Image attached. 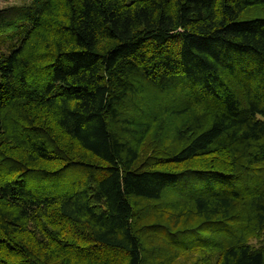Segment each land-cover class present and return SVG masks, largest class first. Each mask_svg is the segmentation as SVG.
Returning a JSON list of instances; mask_svg holds the SVG:
<instances>
[{"label": "trees", "instance_id": "1", "mask_svg": "<svg viewBox=\"0 0 264 264\" xmlns=\"http://www.w3.org/2000/svg\"><path fill=\"white\" fill-rule=\"evenodd\" d=\"M257 9H0V264H264V17L243 18ZM174 90L159 111L146 97ZM164 116L180 118L168 134ZM72 167L88 174L63 194L28 184Z\"/></svg>", "mask_w": 264, "mask_h": 264}, {"label": "rangeland", "instance_id": "2", "mask_svg": "<svg viewBox=\"0 0 264 264\" xmlns=\"http://www.w3.org/2000/svg\"><path fill=\"white\" fill-rule=\"evenodd\" d=\"M29 3L30 0H0V9L10 6L28 5ZM263 17H264V9L261 10L257 9L254 11H250L248 12V14H245V16H243L244 19L263 18ZM146 97H148L152 101L153 103L152 105L154 106L155 111L162 110V108L165 107L166 105L181 104L183 100L179 96V92H177L176 90L167 93L148 91L146 92ZM134 117H136V119L139 120L141 118V115L140 114H138V116L134 115ZM165 118L164 121H162V123L159 122L160 124L155 125L154 129L159 127L162 128L163 124L165 123L166 126L164 125L165 127L164 129H166L165 130L166 134H168L171 128H173L174 125L178 124L180 118L179 119L175 117H173V119H168V118L165 119ZM152 132L146 136L143 143L141 144L140 150L143 154L145 152L148 153L151 150V146L153 144V139L151 136ZM166 136H168V138H166ZM166 136L165 138L167 140L165 141V145L174 146L175 143L170 144L172 140L171 138L172 135H166ZM87 174H88L87 170L83 168L72 167L68 169L62 176H58V177L29 176L27 181L31 188L36 189L38 192L42 193L43 195H58L60 193L63 194L65 191H69L68 189H71L70 186H72L74 181L85 177ZM251 243L257 247L260 245V241L255 238L251 239ZM199 252L200 251H197L198 254ZM208 252L209 251H207V253ZM184 262H185V258H184Z\"/></svg>", "mask_w": 264, "mask_h": 264}]
</instances>
